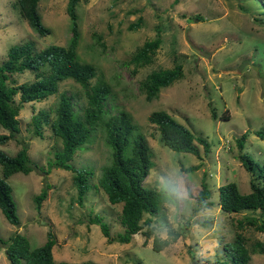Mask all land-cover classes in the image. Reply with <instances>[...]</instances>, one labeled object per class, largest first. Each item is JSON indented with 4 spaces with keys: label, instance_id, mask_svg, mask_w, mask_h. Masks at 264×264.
<instances>
[{
    "label": "rangeland",
    "instance_id": "374dc122",
    "mask_svg": "<svg viewBox=\"0 0 264 264\" xmlns=\"http://www.w3.org/2000/svg\"><path fill=\"white\" fill-rule=\"evenodd\" d=\"M66 4L67 0L38 1L42 22L49 28V33L42 35L20 15L16 0H0V61L12 44L28 39L34 40L37 48L65 45L70 35ZM76 9L80 31L77 57L95 65L92 83L100 78L110 87L104 117L120 110L128 112L136 124L134 132L144 134L150 146L152 165L144 185L160 190L168 183L177 191L176 201L161 191V211L145 213L144 218H151L154 234L163 238L173 229L179 236L155 250L153 236L143 233L147 227L143 223L128 242L110 240L90 218L98 214L108 223L110 236L115 237L123 231L119 221L122 203H110L104 191L94 187L80 203L73 171L61 167L43 171L41 167H47L61 142L44 121L42 134L37 135L32 117L42 110L52 119L60 92L69 94L75 109L82 112L85 92L69 78L59 83L57 93L21 103L19 131L0 146L9 154L27 146L33 166L28 173L17 171L7 178L20 222L11 223L0 209V237L6 239L18 231L34 247L51 231L56 260L218 264V258L224 256L223 244L234 240L239 230L237 219L243 215V211L227 212L220 207L218 186L234 181L240 191L251 190V173L238 157L240 151L264 162V0H79ZM139 17L138 25L131 27ZM158 34L161 42L151 63L138 66L132 62L137 46ZM175 62L182 64L183 76L148 99L140 82L152 70L172 67ZM15 77L21 82L33 78V73L24 71ZM156 109H165L196 136L203 135L209 149L204 150L196 138L200 155L167 146L148 119ZM243 133L240 148L237 139ZM110 155L101 121L84 146L76 149L71 163L92 170L88 182L94 183ZM192 164L198 168L183 169ZM203 182L210 192L205 200H212V204L200 206L195 195ZM43 188L47 195L37 205L34 196ZM242 232L248 240L264 241V232L253 226H244ZM0 264H10L2 242ZM248 264H264V253H253Z\"/></svg>",
    "mask_w": 264,
    "mask_h": 264
},
{
    "label": "trees",
    "instance_id": "16d2710c",
    "mask_svg": "<svg viewBox=\"0 0 264 264\" xmlns=\"http://www.w3.org/2000/svg\"><path fill=\"white\" fill-rule=\"evenodd\" d=\"M39 0H16L19 13L28 23L42 35L49 33V28L42 22L38 10ZM79 0H67L66 11L70 18V35L65 45L49 44L37 48L32 39L12 44L7 57L0 61V146L5 144L19 131V109L21 103L42 100L58 91L59 83L65 79L78 82L85 92L86 105L82 112H78L73 104L72 97L60 92L55 106L54 117L49 120L46 112L39 111L33 115L34 131L41 135V123H47L55 136L60 138L61 146L54 151L53 159L47 161V167H41L49 172L52 167H61L73 171V181L77 188V198L80 203L89 188L102 189L110 203L121 202L119 221L123 231L115 237L110 236L108 223L96 214L90 222L98 223L101 231L110 240L128 242L132 235L140 231L143 223L146 224L144 234L153 236L152 248L160 250L168 243L175 241L179 232L169 229V236L160 237L154 234V227L150 224L151 218H144L145 213L157 214L161 211L162 200L160 192L164 191L177 200V191L168 183L164 188L144 185L143 180L149 173L152 165L149 153V143L144 134L134 132L136 124L133 123L128 112L120 110L117 114L104 117L106 111V96L110 92L109 85L96 76V67L93 63L80 61L77 57L76 47L80 37L78 27V12L76 5ZM130 24L131 27L141 21ZM161 42L158 34L155 38L145 40L137 46L131 56L136 65H146L154 58L156 47ZM153 56V58H152ZM30 71L33 78L18 82L15 74ZM183 67L175 62L172 67L158 68L149 72L140 82L146 97H156L161 87L172 84L183 76ZM19 99H16V95ZM150 122L157 126L161 139L171 149L177 151H191L200 155L199 144L208 150L210 143L201 134L195 135L185 124L178 121L165 109H156L148 115ZM103 121L105 141L111 147L110 161L103 167L96 182H88L92 170L74 166L71 163L76 149L84 146L95 124ZM195 138L198 143L195 142ZM238 145L243 147L241 139ZM244 167L251 173V190L242 192L236 182L228 181L218 186L220 207L227 212H241L243 215L237 219L239 230H236L234 240L223 244L224 256L218 258V264H248L251 255L256 252L264 253V241L254 242L242 232L246 225L264 232V162L259 163L246 152H239ZM0 209L4 216L14 224L20 219L16 204L12 197V186L7 178L17 171L28 173L33 169L32 160L27 146L23 145L14 154L7 153L0 147ZM198 168V164L184 167L185 170ZM93 185V186H92ZM209 189L203 182L196 193V201L200 206L212 204ZM47 195L46 188L34 196L37 205ZM46 239L40 245L32 247L28 238L21 232H14L8 238L0 237L4 244L10 264H98L94 260H56L52 253L55 244L53 232L48 231ZM195 264V262H194Z\"/></svg>",
    "mask_w": 264,
    "mask_h": 264
}]
</instances>
